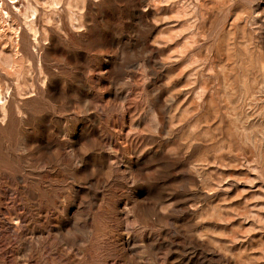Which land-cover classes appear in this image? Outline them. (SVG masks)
I'll return each mask as SVG.
<instances>
[{
  "label": "rangeland",
  "instance_id": "rangeland-1",
  "mask_svg": "<svg viewBox=\"0 0 264 264\" xmlns=\"http://www.w3.org/2000/svg\"><path fill=\"white\" fill-rule=\"evenodd\" d=\"M0 264H264V0H0Z\"/></svg>",
  "mask_w": 264,
  "mask_h": 264
},
{
  "label": "bare ground",
  "instance_id": "bare-ground-1",
  "mask_svg": "<svg viewBox=\"0 0 264 264\" xmlns=\"http://www.w3.org/2000/svg\"><path fill=\"white\" fill-rule=\"evenodd\" d=\"M5 14H7V12Z\"/></svg>",
  "mask_w": 264,
  "mask_h": 264
}]
</instances>
